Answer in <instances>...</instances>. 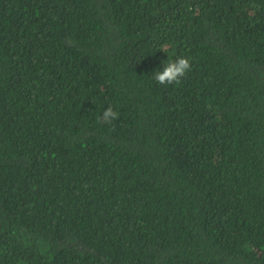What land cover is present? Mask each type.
<instances>
[{
  "label": "trees",
  "instance_id": "obj_1",
  "mask_svg": "<svg viewBox=\"0 0 264 264\" xmlns=\"http://www.w3.org/2000/svg\"><path fill=\"white\" fill-rule=\"evenodd\" d=\"M0 264H264V0H0Z\"/></svg>",
  "mask_w": 264,
  "mask_h": 264
},
{
  "label": "clouds",
  "instance_id": "obj_2",
  "mask_svg": "<svg viewBox=\"0 0 264 264\" xmlns=\"http://www.w3.org/2000/svg\"><path fill=\"white\" fill-rule=\"evenodd\" d=\"M191 64L187 57H177L176 59H167L164 61V68L162 71H155L153 74L154 80L163 85L179 84L181 78L190 71ZM118 117V113L113 110L111 106L105 109L102 113L101 119L104 122H111Z\"/></svg>",
  "mask_w": 264,
  "mask_h": 264
}]
</instances>
